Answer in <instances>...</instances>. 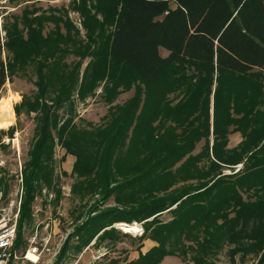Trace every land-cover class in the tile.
<instances>
[{
	"label": "trees",
	"instance_id": "1",
	"mask_svg": "<svg viewBox=\"0 0 264 264\" xmlns=\"http://www.w3.org/2000/svg\"><path fill=\"white\" fill-rule=\"evenodd\" d=\"M73 8L87 41L68 20L62 33V20L49 14H13L0 27V91L28 66L36 76L35 91L14 105L17 117L34 113L35 127L13 248L35 195L52 184L58 145L75 158L72 192L99 196L64 250L73 237L78 251L113 244L127 233L115 223L142 222L131 248L138 257L124 264L166 256L216 264L225 248L229 264L237 256L264 264V0H75ZM44 22L55 28L44 34ZM101 82L109 103L132 86L133 95L109 106L101 124L79 125L73 95L84 99ZM14 130L0 133L12 138ZM237 131L242 140L228 147ZM7 181L0 175L2 196ZM109 200L116 206L101 209ZM145 239L155 245L142 253Z\"/></svg>",
	"mask_w": 264,
	"mask_h": 264
},
{
	"label": "rangeland",
	"instance_id": "2",
	"mask_svg": "<svg viewBox=\"0 0 264 264\" xmlns=\"http://www.w3.org/2000/svg\"><path fill=\"white\" fill-rule=\"evenodd\" d=\"M74 2L75 0H0V27L6 20H11L13 14L17 16L18 21L22 20L23 15L33 16L34 14L38 18L41 14H49L62 20L59 23L62 33L66 31L63 26L64 20H68L79 30L80 37L87 41L86 32L81 23L83 17L74 10ZM94 11L95 7L91 9V12ZM97 17L101 20L100 12ZM43 24L44 34L53 30L54 23L44 22ZM103 28H99V30ZM112 28L113 26H110L106 20L104 32L107 33ZM1 34L4 36L3 31ZM95 34H97L96 31ZM159 53L161 56H166L168 51L160 47ZM3 56H5V51ZM75 59L77 58H74L73 55L65 56L67 63H71ZM88 59L83 61L81 69H84ZM33 66L27 67L26 74L6 80L0 91V130L7 131L10 127H15L12 138L0 133V175H4L8 180L6 195L0 194V230L9 225H15L16 229L20 216L23 194L20 172L34 138L35 120L34 113L27 115L22 112L17 117L14 105L21 101L23 94L27 96L35 91L33 82L36 76ZM187 70L188 72L194 71L192 67H187ZM132 81L133 79H129L127 82L131 84ZM103 82L84 99H80L76 93L73 95L77 115L75 122L79 125H85L86 122L101 124L107 115L109 106L122 104L133 95L134 87L132 86L127 91H121L119 95L115 96L112 103H109L106 99L109 93L103 90ZM122 88L124 87H120V90H123ZM175 101L176 99L173 100V102ZM210 113H212V108ZM228 138V147H233L242 140V135L237 131L229 134ZM200 146L201 143H198L195 151H198ZM74 159L72 155L65 154L63 148L55 146L52 184L50 187L43 186L41 191L35 195L30 207L32 221L22 225V244L15 249L17 257L12 261L15 264H109L111 260L115 259L119 260L118 263H123L122 259L128 255L127 252L138 244L136 238L138 235H135L136 233L133 231L127 232L125 235L120 234L118 240L113 244L108 242L93 244L91 242L81 251H78L77 238L73 237L69 240L70 247L64 250L67 237L83 221L89 204H93L95 200L99 199V196L81 197L80 194L72 192L71 186L76 181L75 175L72 174ZM241 166L238 164L235 171ZM225 172L231 173L230 170H225ZM111 206L116 205L109 200L107 205L101 209ZM160 217L168 219L169 214L164 212ZM132 223H135L137 227L139 224L142 226V222ZM124 224L127 223H115L114 226L119 228L118 226L121 227ZM119 230L122 233L126 232L120 228ZM226 250L227 248L220 253L216 264H229ZM236 259L238 264H255L256 261L254 257H249L243 263L239 261L238 256ZM161 264L190 263L182 261L177 256H168L161 261Z\"/></svg>",
	"mask_w": 264,
	"mask_h": 264
},
{
	"label": "built area",
	"instance_id": "3",
	"mask_svg": "<svg viewBox=\"0 0 264 264\" xmlns=\"http://www.w3.org/2000/svg\"><path fill=\"white\" fill-rule=\"evenodd\" d=\"M121 230L122 227L118 226ZM135 235L140 236L143 233L141 224L137 227ZM16 236L15 225H9L0 230V264H9L16 259V251L13 248V241ZM118 264H124L122 262Z\"/></svg>",
	"mask_w": 264,
	"mask_h": 264
},
{
	"label": "crops",
	"instance_id": "4",
	"mask_svg": "<svg viewBox=\"0 0 264 264\" xmlns=\"http://www.w3.org/2000/svg\"><path fill=\"white\" fill-rule=\"evenodd\" d=\"M153 245H155V242H153L152 240H150V239H145L144 241H143V243H142V246H141V248H140V251L142 252V253H144V252H146L150 247H152ZM138 251L137 250H132V249H130L128 252H127V260L129 261V260H132V259H135V258H137L138 257ZM168 256H166L164 259H166ZM163 259V260H164ZM9 264H15V262H10ZM161 264V263H160Z\"/></svg>",
	"mask_w": 264,
	"mask_h": 264
},
{
	"label": "bare ground",
	"instance_id": "5",
	"mask_svg": "<svg viewBox=\"0 0 264 264\" xmlns=\"http://www.w3.org/2000/svg\"><path fill=\"white\" fill-rule=\"evenodd\" d=\"M122 227V229L124 230V231H126V232H136L137 231V225L135 224V223H131V224H124V225H122L121 226Z\"/></svg>",
	"mask_w": 264,
	"mask_h": 264
}]
</instances>
